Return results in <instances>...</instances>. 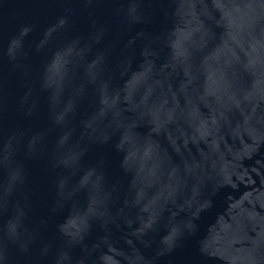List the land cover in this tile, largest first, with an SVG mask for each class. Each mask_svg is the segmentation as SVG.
Masks as SVG:
<instances>
[{
	"label": "water",
	"instance_id": "water-1",
	"mask_svg": "<svg viewBox=\"0 0 264 264\" xmlns=\"http://www.w3.org/2000/svg\"><path fill=\"white\" fill-rule=\"evenodd\" d=\"M0 264H264V0H0Z\"/></svg>",
	"mask_w": 264,
	"mask_h": 264
}]
</instances>
